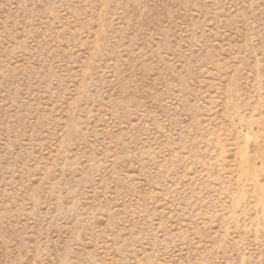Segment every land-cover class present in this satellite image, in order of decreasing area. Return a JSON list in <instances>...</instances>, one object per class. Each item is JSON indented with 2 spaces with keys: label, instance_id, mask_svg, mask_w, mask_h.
<instances>
[{
  "label": "rangeland",
  "instance_id": "obj_1",
  "mask_svg": "<svg viewBox=\"0 0 264 264\" xmlns=\"http://www.w3.org/2000/svg\"><path fill=\"white\" fill-rule=\"evenodd\" d=\"M0 264H264V0H0Z\"/></svg>",
  "mask_w": 264,
  "mask_h": 264
}]
</instances>
